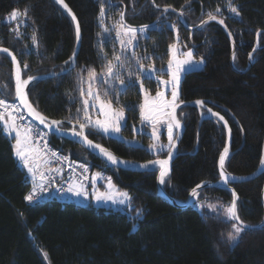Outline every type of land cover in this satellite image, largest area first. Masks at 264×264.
I'll list each match as a JSON object with an SVG mask.
<instances>
[{"label":"trees","instance_id":"trees-1","mask_svg":"<svg viewBox=\"0 0 264 264\" xmlns=\"http://www.w3.org/2000/svg\"><path fill=\"white\" fill-rule=\"evenodd\" d=\"M151 1L113 0V6H109L104 0H64L80 25V49L69 73L30 84L28 97L32 105L48 118L77 122V109H82L80 89L86 85L81 83V75L84 81L88 76L87 71L81 74L82 67L101 72L106 61L119 54L115 35L118 25L137 29L152 25L144 35L137 32L135 52L139 63L127 52L121 78L127 80L128 68L135 80L139 65L163 66L169 59V45L176 37L178 43L192 47L193 55L204 58L203 68L183 75L180 100H203L226 119L232 138L225 169L233 175L250 174L259 164L264 138V35L257 36V30H264V0H231L239 16L229 11L228 0H153L154 5ZM102 4L105 16L100 18ZM161 7L183 12L184 24L189 27L196 26L209 13L223 19L235 45V69L230 65L231 42L221 25L210 21L200 29L190 30L180 24L175 11L165 12L159 10ZM217 7L219 13L215 12ZM14 9L24 16L23 24L4 22ZM100 19L103 27L109 29L108 34L103 32ZM171 25H176L175 30ZM33 34L37 36L36 45L31 39ZM75 39L70 16L54 0H0V47L15 54L24 79L60 72L74 50ZM257 44L254 59L246 69L248 54ZM101 49L106 55H101ZM140 79L149 92L157 88L154 79ZM98 85L99 82L97 88ZM70 97L74 102H69ZM0 98H15L11 63L3 53ZM102 98L112 100L116 107L129 106L124 109L127 118L122 130L129 137L139 138L147 149L146 145L152 143L150 136L134 133L131 127L139 121V83L118 97L113 93ZM200 111L205 109L200 106ZM177 116L184 131L163 189L181 202L195 185L218 178L217 161L226 135L222 124L214 118L203 120L199 126L198 109L193 106L181 107ZM82 117L83 111L79 113L81 122ZM86 135L131 161L145 162L167 154V150L150 153L132 148L94 131L89 134L86 130ZM161 137L166 142L165 135ZM48 138L71 162L86 164L88 175L104 173L119 189H125L132 197L130 213L62 199L27 204L24 197L30 191V178L14 155V138L4 132L0 122V264H264V227L243 231L239 241L229 246L231 222L220 213L202 212L197 206L205 200L229 205V191L206 187L199 191L193 206L179 208L157 194V170L141 173L109 168L75 143L54 136ZM263 184L264 172L250 181L231 184L239 197L238 215L247 224L263 218ZM136 209L142 214L133 219Z\"/></svg>","mask_w":264,"mask_h":264},{"label":"snow or ice","instance_id":"snow-or-ice-1","mask_svg":"<svg viewBox=\"0 0 264 264\" xmlns=\"http://www.w3.org/2000/svg\"><path fill=\"white\" fill-rule=\"evenodd\" d=\"M109 6H113V0H104ZM57 4L62 5L65 9L68 10L69 14L72 16V20L77 22V17L72 13L71 9L64 2V0H56ZM228 8L229 11L237 16L240 15L237 6L232 4L231 0H228ZM165 12L168 11L166 7ZM216 13L220 12V8L217 7L215 9ZM24 15H27V10H25ZM20 16V12L18 10H13L10 13V20L14 21ZM105 16V7L102 4L99 12V17L103 18ZM121 21L124 19V13H120ZM209 21H218L219 24L223 25L224 20L219 19L217 15L209 13L207 19H203L200 21L197 28H202L204 25L208 24ZM100 26L103 28V32L105 34L109 33V29L107 27H103V19L99 21ZM180 23H186L183 19V12H180ZM152 25H144L139 29L134 28L132 26H124L121 24L119 26L120 30L116 33V38L120 43V52L119 54H115L113 59L107 60L104 66V70L101 72H97L95 68H86L82 67L81 74L87 71V81H84L83 76L81 75V83L88 84L87 93H85L84 89H80V98L82 100V109H77L78 119L77 123L79 124V129L73 126V128L69 129L65 134H71L73 137L82 139L83 143L86 147L97 156L101 157L106 164L115 167V168H128V167H139L141 169H147L149 166H159V176L157 180L160 184H165L166 178L170 175V167L169 161L177 155L176 148L177 142L175 138L174 130L181 129L182 124L181 120L177 118V110L182 106H186L184 101L180 100V84L182 82L183 74L188 71L196 70V67L199 64L204 62V58L201 57L200 60H195L193 56V50L189 48L188 51L183 53L184 58L178 59L177 52L178 48L175 43L169 45V51L171 53L169 60L167 61V75L168 79H158V82L162 85L167 86L170 89V99L166 97L164 91L157 90L155 93V97H152L149 100L148 93L144 88V84L140 77L142 76L144 79L151 80L154 76L156 69L150 67L145 69L143 65H139L138 72L139 75L136 76V79L133 80V72L130 68L128 71L127 80L121 78V70L125 69L126 62L123 57L127 54V52H131V59L137 60L139 63V58L136 55L135 47L138 43L137 32L141 35L146 33V30L152 28ZM173 30H175L176 25L170 26ZM232 33L229 32V36ZM264 35V30H257V36ZM76 36L77 40L80 37V27L79 23H76ZM123 37V38H122ZM110 38V37H108ZM33 45L37 44V36L33 34L32 36ZM235 46V45H234ZM259 45L253 47V51L250 52L249 59H254V53ZM0 52L8 53L11 56L14 66H16V97L19 99L20 105H24L30 116H32L35 120H38L41 125H44L45 128H50L55 130L56 132H64L65 130L62 127L63 121L60 120H52L50 122L41 115L38 111H36L32 105L28 102L27 95L24 91L25 87L29 85V83L33 80H39L40 77H28L27 79L21 80L19 74V66L16 59V56L13 55L8 48H0ZM101 55L104 56L106 54L103 53L101 49ZM76 53L74 51L73 56L69 58L68 61H65L64 65L61 66V72L56 73L54 75L61 76L67 74L71 71L75 63ZM233 61L235 62L236 56L233 53L232 56ZM130 63V61H129ZM27 67V65H25ZM159 71L164 72L165 69L161 68ZM99 82L97 90H94V86H96ZM139 83L140 91L145 93V101L140 105V114L142 118V122L147 121L153 123V130L151 133V137L153 143L148 146L147 149H144V146L135 138L132 140H127L123 136L120 135L121 130L126 125V117L124 109L129 107L125 105L119 109L113 107L112 100H105L101 97H108L110 94L115 93L116 96L120 93H123L127 90L128 87H135V85ZM99 88H102L103 91H100ZM87 96V98H85ZM69 102H74V98L70 97ZM118 102V100H117ZM195 105L201 106L202 108L205 106L206 102L203 100H196ZM0 107H3L5 111L9 109H16L18 111V107L16 105H9L2 99H0ZM131 107H135L134 105ZM99 109V117L97 119H92L89 115V109L92 111H96ZM83 111V117L81 122V118H79V113ZM183 116V113H180ZM201 115H210L212 117H218L220 121H223L224 127L228 128V123L224 119L222 115L218 112H213L211 108H207L206 112H202ZM161 117L165 118L167 121V144L159 143L160 135L158 133L157 124L162 123ZM22 120L23 117H14L11 112H9L8 121H4V114L0 112V122L2 123L3 130L11 135L13 132L15 133V141L13 144V150L15 156L22 163L23 167L27 169L28 173L31 174L34 186L31 189L30 193L24 197V199L28 202H35L41 194H49L51 195V186L56 184V180L54 178L50 179V173L53 171L62 172V170L57 169H48L46 174L41 171V162L49 163V161L44 160V150L48 149L47 143L43 144V148L39 145V140L42 139L46 134L40 133L39 135H33V129L31 126L24 127L19 124L17 121ZM86 130L89 134L92 132H96L100 134L102 137H107L110 140H118L129 145L132 148L144 149L150 153H160L164 150H167V158L164 159H155L149 160L143 164L136 165L135 162L127 161L118 158L112 151L103 147L100 144H95L92 140L88 139V136L85 135ZM133 131H139L138 129L133 127ZM230 132V130H229ZM52 157H57V153L52 151ZM230 156V144L226 143L225 147L221 151L219 155V182L223 183L227 186L230 182L237 180L238 178L234 175L227 174L224 171L225 160ZM62 159H67L63 157ZM71 167V166H70ZM79 168L83 169V173L81 174V179L77 181L75 176H71L67 181H62L61 186L53 189L58 195H63L65 193L70 194L74 197H83L85 200L91 198L94 201H104L111 202L112 204H120L126 207V210L131 209L132 197L127 191H123L117 188V186L113 183L111 177L104 178L101 173H93L91 175L92 182V192L90 193L88 188L85 186L89 180L88 176V166L86 164H80ZM260 169L264 171V155L260 157ZM73 173H75V169H72ZM98 179H106V188L107 191H100L96 187V182ZM207 182H202L201 184H197L190 192L192 197H197L198 190L206 184ZM66 185V187L64 186ZM232 200L229 205L225 207L226 211V219L231 221H237L238 223H232V231H229L227 234V240L230 244H234L238 241L241 233L245 230H249L253 228L252 225L246 224L242 221L238 215L237 205H238V194L234 189H231ZM203 207V205H200ZM209 209L216 210V205H208ZM142 212L140 209H136L135 216L133 219H137L141 216ZM46 255V254H45Z\"/></svg>","mask_w":264,"mask_h":264},{"label":"water","instance_id":"water-1","mask_svg":"<svg viewBox=\"0 0 264 264\" xmlns=\"http://www.w3.org/2000/svg\"><path fill=\"white\" fill-rule=\"evenodd\" d=\"M55 1V3H56V0H54ZM152 2V4L154 5V2H153V0L151 1ZM60 7H61V9L66 13V14H68L69 16H70V18H71V20H72V16L69 14V12H68V10L67 9H65L62 5H60V4H58ZM165 8L166 7H161V8H159V10H165ZM168 8V11L170 10V11H175V13H176V16H177V20L180 22V13L178 12V11H176L175 9H171V8H169V7H167ZM73 13V12H72ZM205 19H207V18H205ZM219 20V19H218ZM78 22V21H77ZM77 22H74L73 20H72V23H73V25H74V32H75V37H76V39H75V44H74V50H73V52L71 53V56L70 57H72L73 56V53H74V51H75V53H76V55H77V53H78V51H79V46H80V42H81V36L79 37V40H77V36H76V23ZM210 22V21H209ZM214 22H217L218 23V21H214ZM183 27H186V28H188V29H190V30H197V29H200V28H197L196 26L197 25H199V23L196 25V26H193V27H189V26H186L184 23H180ZM219 24V23H218ZM219 25H221V24H219ZM222 26V28L226 31V33H227V36H228V38H229V42H231V58H230V65H231V67L233 68V69H235V67H234V65L232 64V62H233V59H232V56H233V53H234V42H233V40H232V37L231 36H229V30L227 29V27L225 26V24H223V25H221ZM79 27H80V25H79ZM0 48H5V47H3V46H1ZM253 51V50H252ZM251 51V52H252ZM13 55H15L12 51H10ZM1 53H3V54H5L6 56H7V58L9 59V62L11 63V74H12V83H13V86H14V97H15V99L17 100V102H18V105H19V107H20V109H22V111H23V113H24V115L26 116V117H28L30 120H32L38 127H40L43 131H45L49 136H54V137H56V138H59V139H66V140H68V141H70V142H72L73 144L75 143V144H77V145H79V146H81L84 150H87L88 152H90L92 155H94L97 159L99 158V160L102 162V163H104L107 167H112V166H110V165H108V164H106V162L101 158V157H99V156H97L96 154H93L87 147H86V145L83 143V141H82V139H80V138H76V137H73L71 134H65V133H67L68 132V130L69 129H71V128H73V126L75 125V127L77 128V130L79 129V124L77 123V122H71V121H69V120H66V119H62V120H60V119H53V118H48L47 116H45L44 114H42L39 110H37L33 105H32V103H31V101H30V98L28 97V88H29V86H30V84L32 83V82H34V81H37V80H33V81H31L30 83H29V85L28 86H26L25 87V89H24V91H25V93H26V95H27V99H28V102L32 105V107L36 110V111H38L41 115H43L46 119H47V121L48 122H50V121H52V120H60V121H63V124L62 125H67V127H63V129L65 130L64 132H56L55 130H53V129H50V128H45L44 127V125H41L40 123H39V121L38 120H35L32 116H30L29 115V113H28V110H27V108L24 106V105H20V103H19V99L16 97V66H14V64H13V61H12V58H11V56L10 55H8V53H4V52H0V54ZM69 57V58H70ZM69 58L67 59V61L69 60ZM17 59V58H16ZM17 62H18V60H17ZM75 62H76V60H75ZM251 63V60L249 59V56H248V59H247V67H246V69L247 68H249L250 67V64ZM74 65H75V63H74ZM73 65V66H74ZM18 66H19V74H20V79L21 80H24V78H23V74L21 73V66H20V63L18 62ZM61 72V71H60ZM60 72H58V73H60ZM54 74H56V72H48V74H37L36 76H29V77H37V76H39L40 77V79H44V78H48V77H54V76H56V75H54ZM28 77H25V79H27ZM183 101V100H182ZM196 100H189V101H184V103H185V105L186 106H182V107H189V106H193V107H195V108H197L198 109V113H199V120H198V124H199V126L201 125V122L203 121V120H206V119H216L219 123H221L222 124V126H223V128H224V132H225V135H226V139H225V143H224V147H225V144L226 143H228V144H231V138H232V134H231V130H230V127H229V123H228V128H225L224 127V123H223V121H220L219 120V118L218 117H212V116H210V115H201V113H202V111H200V106H197V105H195V102ZM204 109H205V111L204 112H206V109L207 108H210V107H208L207 105H205L204 107H203ZM212 111L213 112H216V111H214L213 109H212ZM177 118H178V116H177ZM179 119V118H178ZM225 119V118H224ZM226 120V119H225ZM229 130H230V132H229ZM175 131V138H176V142H177V147H178V143H179V141H180V139L182 138L181 136H182V134H183V131H184V126L182 125V127H181V129H178V130H174ZM85 135H86V132H85ZM89 139V138H88ZM89 140H91V139H89ZM93 141V140H92ZM95 144H99V143H96L95 141H93ZM101 145V144H100ZM103 146V145H102ZM104 147V146H103ZM223 150V149H222ZM221 150V151H222ZM230 151H231V146H230ZM113 152V151H112ZM176 152H177V155H175V157L174 158H172L170 161H169V167H170V170H171V167H172V163L174 162V159L178 156V148H176ZM221 153V152H220ZM115 154V153H114ZM116 155V154H115ZM220 155V154H219ZM261 155H264V138H263V141H262V150H261ZM260 155V156H261ZM117 156V155H116ZM118 158H120V159H123V160H127V161H131V160H128V159H125V158H123V157H119V156H117ZM164 158H167V154L164 156V157H156V158H154V159H150V160H155V159H164ZM227 159V158H226ZM147 161H149V160H146L145 162H147ZM132 162H135V164L136 165H139V164H143V163H145V162H138V161H132ZM225 162H226V160H225ZM115 168V167H114ZM117 169H119V170H127V171H131V172H141V173H143V172H145V171H153V170H157V177L159 176V166L157 165V166H149L147 169H141V168H139V167H128V168H124V167H121V168H117ZM217 170H218V178L214 181V182H210V181H203V182H207L206 184H204L202 187H201V189H199L198 190V193H199V191L200 190H202V189H204V188H206V187H209V188H214V189H216V188H218V189H222V190H225V191H229V193H231V189H233L232 188V186H231V184L232 183H239V182H245V181H250L251 179H254V178H256L258 175H260L262 172H264V171H261V169H260V161H259V164H258V166L256 167V169L254 170V171H252V172H250V174H246V175H234V176H236L238 179L237 180H235V181H233V182H230L227 186H225L223 183H220L219 182V156H218V161H217ZM224 171L227 173V174H231L227 169H225V166H224ZM171 173V172H170ZM231 175H233V174H231ZM157 177H156V184H157V194H160V196H162L165 200H167V202L169 203V204H172L173 206H176V207H179V208H182V207H188V206H193V204H195L196 203V201H197V199H198V196H199V194L197 195V197H192L191 195H190V192H191V190L196 186H194L190 191H189V193H188V196H187V198H186V200L185 201H181V202H179V201H177L175 198H173L172 196H169V195H167L166 193H165V191H164V189H163V185L162 184H160L159 182H158V180H157ZM202 183V182H201ZM201 183H199V184H201ZM262 193H261V203H262V205H263V214H264V184H263V186H262ZM231 200H232V194H231ZM241 219V218H240ZM236 223H238L237 221H235ZM247 224V223H246ZM249 225H252L253 226V228H260V227H264V215H263V218H262V220L260 221V222H258V223H255V224H249ZM253 228H251L250 230H252Z\"/></svg>","mask_w":264,"mask_h":264},{"label":"rangeland","instance_id":"rangeland-1","mask_svg":"<svg viewBox=\"0 0 264 264\" xmlns=\"http://www.w3.org/2000/svg\"><path fill=\"white\" fill-rule=\"evenodd\" d=\"M13 11V10H12ZM11 11V12H12ZM10 12V13H11ZM10 13L9 14H7L6 16H5V19H4V22L5 23H11V22H14V21H18L19 23H21V24H23L24 22H25V20H24V16L23 15H21V13H20V16L16 19V20H14V21H11L10 20ZM121 25V24H120ZM120 25H118L117 26V28H116V33H117V31L118 30H120V28H119V26ZM125 26V25H124ZM116 33H115V35H116ZM123 38V37H122ZM116 40H117V42H118V46H120V43H119V40L116 38ZM174 43L177 45V48H178V52H177V58L178 59H183L184 58V56H183V53L184 52H186V51H188L189 50V48H191L192 50H193V48L192 47H190V46H183L182 44H180V43H178V39H177V37H176V39H175V41H174ZM170 55H171V53H170V51H169V58H170ZM194 56V59L195 60H200L201 59V57H196L195 55H193ZM169 60V59H168ZM167 60V61H168ZM167 61L164 63V65L163 66H156L155 64H152V65H150V66H145L144 68L145 69H148V68H150V67H152V68H154V69H156V71H155V73H154V76H153V78L152 79H154L155 81H156V84H157V88L155 89V91L152 93V92H149L147 89H146V87L144 86V88H145V90L147 91V93H148V99L149 100H151V98L152 97H155V93H156V91L157 90H160V91H164L165 92V95H166V97H168L169 99H170V89L167 87V86H165V85H162V84H160L159 82H158V79H157V77L159 78V79H163V80H167L169 77H168V75H167V71H166V69H167ZM204 63V62H203ZM203 63L202 64H199L197 67H196V70H194V71H199V69H202L203 68ZM161 68H163V69H165V71L164 72H161V71H159ZM187 73V72H186ZM185 74V73H184ZM183 74V75H184ZM87 81V80H86ZM84 91H85V93H87V90H88V84L86 83V85L84 86ZM94 90H97V87L96 86H94ZM181 91V90H180ZM139 92H141L140 91V86H139ZM85 98H87V96H85ZM102 98V97H101ZM145 93H143V92H141V102H140V104H142V103H144V101H145ZM102 99H104V98H102ZM81 105H82V100H81ZM113 107L114 108H117V109H119V108H121V107H116V106H114L113 105ZM140 108H139V121L137 122V123H135V124H132V128L135 126V128L136 129H138L139 131H136V132H134V133H147L149 136H150V138L152 139V137H151V133H152V130H153V123H150V122H147V121H144V122H142V118H141V114H140ZM98 113H99V109L97 108L96 109V111H92L91 109H89V115L92 117V119H97V118H101V117H99V115H98ZM126 118H127V116H125ZM161 120H162V123H160V124H157L156 125V127H157V130H158V133H159V135H160V140H159V143H162V144H167L168 143V139H167V121H166V119L165 118H163V117H161ZM165 135V137H166V142H163V138L161 137L162 135ZM120 135L121 136H123L124 138H126L127 140H132L133 138H135V140H137V141H139L141 144H142V141L139 139V138H136V136H132V137H129V136H127L124 132H123V130H121V133H120ZM152 143H153V140H152ZM151 143V144H152ZM143 145V144H142ZM150 145V144H149ZM149 145H146V148H148V146ZM16 157V156H15ZM17 160H18V158H17ZM18 163H19V165H20V167H22V163L18 160ZM23 168V167H22ZM93 173H98V172H90L89 173V175H90V181H91V175L93 174ZM99 173H101V172H99ZM26 174H27V171H26ZM102 174V176L104 177V178H107L108 177V175H104V173H101ZM27 176H28V174H27ZM114 183V182H113ZM96 187H97V189H99L100 191H107V188H106V179H98L97 180V182H96ZM117 188H118V186H117ZM119 189V188H118ZM120 190H122V189H120ZM123 191H126L125 189H123ZM92 192V182H91V185H90V193ZM73 201H74V203L75 204H80V205H83V206H88L89 205V203H91L93 206H95V207H105V208H113V209H120V210H122V211H126V212H129L130 213V211L129 210H126V207L124 206V205H120V204H112L111 202H104V201H94V200H92L91 198H89V199H87V200H85L83 197H75V199H73ZM210 204H212V205H216L217 206V208H216V210H212V209H209V207H208V205H210ZM200 205H203V207H200ZM197 206H198V208L202 211V212H210V213H213V214H217V213H220L221 214V216H223V218L224 219H226V211H225V207L227 206L226 204H224V203H222V202H220V201H214V200H205V202H199L198 204H197ZM227 220V219H226ZM227 221H230L231 222V227H232V223H236L235 221H231V220H227ZM136 225H137V220L136 221H134V223H133V226H132V228L133 229H135L136 228ZM233 230V229H232ZM241 236V235H240ZM240 238V237H239ZM238 241H239V239H238ZM237 241V242H238ZM236 242V243H237ZM236 243H234V244H236ZM234 244H230L229 243V246H233Z\"/></svg>","mask_w":264,"mask_h":264},{"label":"built area","instance_id":"built-area-1","mask_svg":"<svg viewBox=\"0 0 264 264\" xmlns=\"http://www.w3.org/2000/svg\"><path fill=\"white\" fill-rule=\"evenodd\" d=\"M2 99V98H0ZM6 102V104L9 105H16L18 107V111L16 109H9L8 111H5L3 107H0V112H3V114H9V112L12 113V115L14 117H23L22 120L18 119V123L23 125L24 127H28L31 126L33 129V135H39L40 133H44L46 134L45 131H43L40 127H38L37 125L34 124V122L32 120H30L28 117H26L22 111V109H20L17 101L14 99L12 101H6L5 99H2ZM39 145L41 148H43V144L47 143L48 145V149L44 150V160L49 161V163H43L41 162V171L47 173L48 169H57V170H62V172H57V171H53L50 173V179L54 178L56 180V184L51 186V195L49 194H41V196L35 201V202H27V204H37L39 202L42 201H52L54 199L56 200H61L64 198L65 194L63 195H58L53 189H55L56 187L61 186L62 181H67L69 177L71 176H75V179L77 181H79L81 179V174L83 173V169L79 168L78 166L80 164L78 163H73L69 160V158L64 154L61 153L59 151V149H57L55 147V145L49 141L48 135L46 134L42 139L39 140ZM54 151L57 153V157H52L51 156V152ZM63 157H66L67 159H62ZM71 166V167H70ZM72 169H75V173H73ZM89 176V175H88ZM66 187V185H64ZM88 190H89V180L87 182V184L85 185ZM32 187H30V191H31ZM30 191L28 192V194L30 193ZM27 194V195H28Z\"/></svg>","mask_w":264,"mask_h":264},{"label":"crops","instance_id":"crops-1","mask_svg":"<svg viewBox=\"0 0 264 264\" xmlns=\"http://www.w3.org/2000/svg\"><path fill=\"white\" fill-rule=\"evenodd\" d=\"M8 116H9V114H5L4 115V121H8ZM3 123V122H2ZM5 132V131H4ZM6 133V132H5ZM10 136H12L13 138H14V141H15V133L13 132ZM15 155V154H14ZM16 159H17V157H16ZM22 165V164H21ZM22 167H23V165H22ZM23 169H24V171H25V173H26V171H27V169L26 168H24L23 167ZM27 174H28V178H30V182H31V187L33 188V186H34V182H33V179H32V176H31V174L30 173H28V171H27ZM26 174V175H27ZM90 185H91V181H90ZM73 199H75V197L74 196H71L70 194H65V196H64V198H63V200H67V201H71V202H73L74 203V201H73Z\"/></svg>","mask_w":264,"mask_h":264}]
</instances>
